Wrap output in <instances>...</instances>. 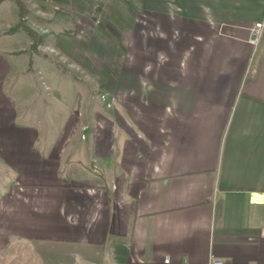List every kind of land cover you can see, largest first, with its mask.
<instances>
[{
	"label": "crops",
	"instance_id": "1",
	"mask_svg": "<svg viewBox=\"0 0 264 264\" xmlns=\"http://www.w3.org/2000/svg\"><path fill=\"white\" fill-rule=\"evenodd\" d=\"M62 1L111 45L45 41L89 90L47 75L68 115L43 134L17 122L0 37V264H264V0Z\"/></svg>",
	"mask_w": 264,
	"mask_h": 264
},
{
	"label": "rangeland",
	"instance_id": "2",
	"mask_svg": "<svg viewBox=\"0 0 264 264\" xmlns=\"http://www.w3.org/2000/svg\"><path fill=\"white\" fill-rule=\"evenodd\" d=\"M19 2L20 6L17 0H0V17L8 24L4 33L0 35L4 40L3 55L11 65L18 62L16 66H12L4 91L10 99L23 101L17 109V122L34 123L44 134L49 124L50 130L53 131L63 120L64 115H68L60 112L59 105L47 97L48 80H45L47 75L53 78L55 74H61L68 78L64 81L65 84L53 88V91L66 90L68 97L73 96L78 89L84 92L89 90L65 65L54 60L50 62L49 58L45 57L43 49L45 41H57L61 35L73 36L75 34L73 24H76L80 43H84L85 46L96 40L109 50L111 42L103 30L107 20L106 16L99 12L100 10L88 12L87 15L81 14L73 1L69 2V5H65L62 0H20ZM51 15L53 20L48 18ZM86 21L92 25L93 32L87 30L84 32ZM68 25L71 32L65 31ZM45 27L49 28V33L44 32ZM8 180V176L0 171V196ZM0 261L4 262L1 256Z\"/></svg>",
	"mask_w": 264,
	"mask_h": 264
},
{
	"label": "built area",
	"instance_id": "3",
	"mask_svg": "<svg viewBox=\"0 0 264 264\" xmlns=\"http://www.w3.org/2000/svg\"><path fill=\"white\" fill-rule=\"evenodd\" d=\"M97 24L99 21L96 22ZM263 26L262 24H255L254 27L251 29V41H256L257 37L259 36ZM104 100V97H102ZM249 203L252 205H262L264 204V195L263 194H255L252 193L249 195ZM164 264H170L168 260L164 262ZM209 264H223L220 260H213Z\"/></svg>",
	"mask_w": 264,
	"mask_h": 264
},
{
	"label": "trees",
	"instance_id": "4",
	"mask_svg": "<svg viewBox=\"0 0 264 264\" xmlns=\"http://www.w3.org/2000/svg\"><path fill=\"white\" fill-rule=\"evenodd\" d=\"M19 1H20V0H17V2H18L17 4L20 6L21 3H20Z\"/></svg>",
	"mask_w": 264,
	"mask_h": 264
}]
</instances>
